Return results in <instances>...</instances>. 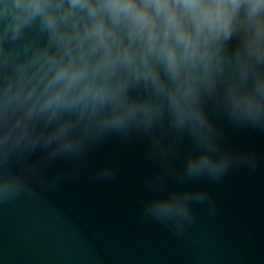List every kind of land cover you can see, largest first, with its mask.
Here are the masks:
<instances>
[{"label": "clouds", "instance_id": "clouds-1", "mask_svg": "<svg viewBox=\"0 0 264 264\" xmlns=\"http://www.w3.org/2000/svg\"><path fill=\"white\" fill-rule=\"evenodd\" d=\"M221 120L264 130V0H0V203L53 185L43 161L137 136L160 164L143 214L185 236L194 205L215 213L193 182L255 165Z\"/></svg>", "mask_w": 264, "mask_h": 264}, {"label": "water", "instance_id": "water-1", "mask_svg": "<svg viewBox=\"0 0 264 264\" xmlns=\"http://www.w3.org/2000/svg\"><path fill=\"white\" fill-rule=\"evenodd\" d=\"M221 127L224 146L253 155L255 165L193 182L207 188L215 213L194 205L185 236L143 214L144 180L160 168L146 157V138L110 135L82 160L43 161L34 153L31 160L43 161V175L55 183L33 178L34 191L0 203V264H264V130L227 120ZM104 163L113 175L94 179Z\"/></svg>", "mask_w": 264, "mask_h": 264}]
</instances>
